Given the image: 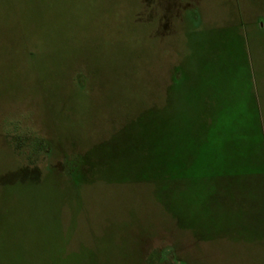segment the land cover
<instances>
[{"label": "rangeland", "instance_id": "rangeland-1", "mask_svg": "<svg viewBox=\"0 0 264 264\" xmlns=\"http://www.w3.org/2000/svg\"><path fill=\"white\" fill-rule=\"evenodd\" d=\"M253 92L264 0H0V264H264Z\"/></svg>", "mask_w": 264, "mask_h": 264}, {"label": "trees", "instance_id": "trees-1", "mask_svg": "<svg viewBox=\"0 0 264 264\" xmlns=\"http://www.w3.org/2000/svg\"><path fill=\"white\" fill-rule=\"evenodd\" d=\"M251 96H252L251 107H252L253 111H252V114L249 116V119L251 120V124L253 125V127H257V129L259 131L258 133L260 135L259 140H260V143L263 145V142H264V135L262 132L263 123H262L261 116H260V110H259V107L257 105L258 101H257V98H255L254 92L251 93ZM254 112H256V113L254 114Z\"/></svg>", "mask_w": 264, "mask_h": 264}]
</instances>
